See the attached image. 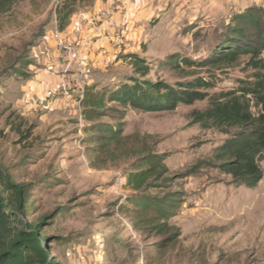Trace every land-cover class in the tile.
Instances as JSON below:
<instances>
[{
    "label": "rangeland",
    "instance_id": "1",
    "mask_svg": "<svg viewBox=\"0 0 264 264\" xmlns=\"http://www.w3.org/2000/svg\"><path fill=\"white\" fill-rule=\"evenodd\" d=\"M59 2L23 0L0 18V193L15 202L22 187L27 200L19 226L39 222L57 264H264V178L255 187L236 184L215 156L238 129L194 119L210 106V96L250 76V54L221 68L184 62L208 58L228 28L264 8V0L170 1L171 10L149 20L125 51L89 61L90 85L100 92L141 78L125 58L136 53L152 67L145 79L176 85L201 78L211 83L202 89L208 97L156 111L111 103L91 121L83 118L79 92L69 94L76 105L57 101L49 109L37 106L41 97L24 99V78L46 55L59 59L61 76L64 60L51 40ZM99 122L123 129L121 141L105 151ZM145 157L160 167L149 187L134 190L128 176ZM260 165L264 170V158ZM147 201L159 210L137 211Z\"/></svg>",
    "mask_w": 264,
    "mask_h": 264
},
{
    "label": "trees",
    "instance_id": "2",
    "mask_svg": "<svg viewBox=\"0 0 264 264\" xmlns=\"http://www.w3.org/2000/svg\"><path fill=\"white\" fill-rule=\"evenodd\" d=\"M20 1L23 0H0V18ZM93 1L60 0L56 6L59 29L63 30L67 26L79 7L88 6ZM258 20H264V8H258L245 16L239 26H230L208 58L198 62L184 59L188 65H214L221 68L236 64L243 54H250L246 63V70H252L250 76L241 79L237 88L224 95L210 96V106L194 115L197 123L227 130L238 129L234 136L219 146L215 158L220 160V169L230 174L236 184L247 187L257 186L264 178V170L260 165L264 158V28ZM246 25L254 26L255 31L246 34ZM125 58L130 60L141 78L132 77L129 82L114 90L99 92L95 85L87 86L81 99L82 115L86 121L103 116L107 109H112L109 106L111 103L156 111L173 109L180 102L192 104L208 97L202 89L211 83L204 79L195 78L176 85L145 79L152 69L148 60L136 53L126 54ZM253 107L258 108L256 113ZM95 128L103 151L111 144L121 141L123 129L120 124L115 126L99 122ZM158 163L146 157L135 163L134 170L128 176L129 186L138 191L149 187L150 180L160 167ZM16 197L15 202H7L0 193V264H57L50 256L47 237L40 234V223L19 226L24 221L19 217L18 211L26 205L27 200L21 186L16 190ZM145 207L159 210L160 205L147 201L136 206L137 211ZM161 216L160 213L156 217L160 219Z\"/></svg>",
    "mask_w": 264,
    "mask_h": 264
},
{
    "label": "crops",
    "instance_id": "3",
    "mask_svg": "<svg viewBox=\"0 0 264 264\" xmlns=\"http://www.w3.org/2000/svg\"><path fill=\"white\" fill-rule=\"evenodd\" d=\"M170 1L174 0H94L88 11H80L86 13L93 23L77 41L88 71L91 66L89 61L95 55L114 58L117 53L125 51L124 47L128 46L130 39L144 33L149 20L166 15L171 10ZM57 29L56 23L52 33ZM54 55L57 56V53ZM40 63L42 66L39 67L35 62V67L29 72L30 77L24 78L25 86L29 89L24 99L29 101L34 97H41L35 102L41 109H49L57 101L76 105L72 103V95H69L78 93L74 84L69 93L60 94L62 77L57 75L59 59H51L46 55ZM70 76L71 74L68 75Z\"/></svg>",
    "mask_w": 264,
    "mask_h": 264
},
{
    "label": "built area",
    "instance_id": "4",
    "mask_svg": "<svg viewBox=\"0 0 264 264\" xmlns=\"http://www.w3.org/2000/svg\"><path fill=\"white\" fill-rule=\"evenodd\" d=\"M92 24L86 13L80 12L75 15L65 29L55 30L51 37L55 48L61 50V56L64 60L60 69L62 77L60 90L67 92L74 84L80 93L81 99L87 86L90 85V75L77 41L80 35ZM69 74H71L70 77H68Z\"/></svg>",
    "mask_w": 264,
    "mask_h": 264
}]
</instances>
